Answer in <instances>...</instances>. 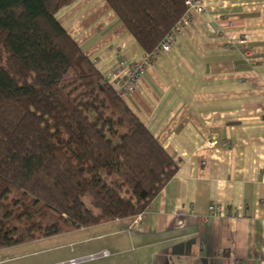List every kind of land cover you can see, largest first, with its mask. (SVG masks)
Instances as JSON below:
<instances>
[{"label":"crops","instance_id":"0c3cea01","mask_svg":"<svg viewBox=\"0 0 264 264\" xmlns=\"http://www.w3.org/2000/svg\"><path fill=\"white\" fill-rule=\"evenodd\" d=\"M200 2L124 100L174 178L139 217L7 246L0 264H264V0ZM56 18L106 80L149 55L104 0Z\"/></svg>","mask_w":264,"mask_h":264},{"label":"trees","instance_id":"16d2710c","mask_svg":"<svg viewBox=\"0 0 264 264\" xmlns=\"http://www.w3.org/2000/svg\"><path fill=\"white\" fill-rule=\"evenodd\" d=\"M77 1L0 0V250L139 217L176 174L57 20ZM104 1L149 55L188 11Z\"/></svg>","mask_w":264,"mask_h":264},{"label":"built area","instance_id":"2783aa9c","mask_svg":"<svg viewBox=\"0 0 264 264\" xmlns=\"http://www.w3.org/2000/svg\"><path fill=\"white\" fill-rule=\"evenodd\" d=\"M185 6L189 14L197 16L205 15V11L200 0H185ZM188 23L189 22L187 20L181 22L174 29L172 34H170L163 41L160 48L155 50L151 55H146L141 62L137 63L135 66L127 70L122 69L121 66L119 69L116 70L113 75L110 76L109 79H107V82L115 90V92L121 99L125 100L127 96L135 90L136 86L138 85V81L142 78L145 72L146 65L148 63L152 64L162 54H168L169 52H171L177 36L181 34L182 30H184ZM214 212H216V208H210V213L212 214ZM107 258H109V254L107 252H101L99 254L90 255L84 258L71 260L61 264H86L89 262H95L100 259Z\"/></svg>","mask_w":264,"mask_h":264},{"label":"rangeland","instance_id":"374dc122","mask_svg":"<svg viewBox=\"0 0 264 264\" xmlns=\"http://www.w3.org/2000/svg\"><path fill=\"white\" fill-rule=\"evenodd\" d=\"M77 209L78 210H83L84 209V206L82 204H78L77 205ZM51 258H52V255L47 254L46 256H42V258H41L40 261L41 262H44V263H48V260H50Z\"/></svg>","mask_w":264,"mask_h":264}]
</instances>
